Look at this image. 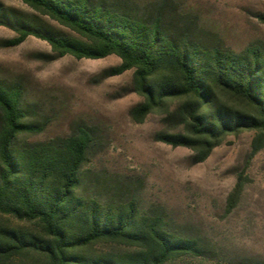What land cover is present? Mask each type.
Wrapping results in <instances>:
<instances>
[{"label": "trees", "instance_id": "trees-1", "mask_svg": "<svg viewBox=\"0 0 264 264\" xmlns=\"http://www.w3.org/2000/svg\"><path fill=\"white\" fill-rule=\"evenodd\" d=\"M32 11L68 32L47 29L0 3V25L16 36L13 48L35 37L52 55L121 63L104 78L133 71V91L143 100L131 111L135 123L154 113L174 132L154 139L206 161L228 136L255 132L253 154L264 147V51L235 52L207 45L188 32L164 24L161 15L139 18L99 0H21ZM264 24V14L258 16ZM24 102L23 88L0 80V217L32 225L0 222V264H173L205 253L201 242L171 229L160 216L142 212L134 199L101 198L82 189L83 168L93 143L87 126L45 142L22 138L39 134L45 123ZM240 177L229 198L241 195ZM120 251H99V245ZM255 264V263H253Z\"/></svg>", "mask_w": 264, "mask_h": 264}, {"label": "rangeland", "instance_id": "rangeland-1", "mask_svg": "<svg viewBox=\"0 0 264 264\" xmlns=\"http://www.w3.org/2000/svg\"><path fill=\"white\" fill-rule=\"evenodd\" d=\"M143 19L161 15L164 24L188 32L207 45L235 52L250 46L264 51V0H99ZM47 29L68 32L21 2L0 0ZM16 36L0 25V80L23 88L24 102L45 123L39 134L22 138L45 142L67 137L78 126L92 130L93 143L83 168L85 194L134 199L148 215L164 218L172 230L198 239L200 257L184 256L173 264H264V147L253 154L256 133L228 136L210 157L193 164L189 149L173 148L154 139L173 124L154 113L135 123L132 109L142 102L133 91V71L104 78L121 61L76 59L47 61L50 45L29 37L13 48L3 41ZM243 189L236 206L229 198L238 180ZM18 228L33 226L0 217ZM99 251H120L119 245H99Z\"/></svg>", "mask_w": 264, "mask_h": 264}]
</instances>
